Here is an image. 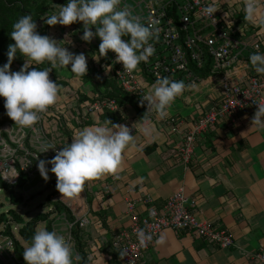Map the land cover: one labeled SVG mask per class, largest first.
<instances>
[{
  "label": "built area",
  "instance_id": "2783aa9c",
  "mask_svg": "<svg viewBox=\"0 0 264 264\" xmlns=\"http://www.w3.org/2000/svg\"><path fill=\"white\" fill-rule=\"evenodd\" d=\"M66 3L67 0H53L41 15L39 27L42 35L57 40L61 46L74 54L85 55L88 70L86 75L78 76L81 81L86 79L84 89L80 93L66 87L70 80L62 75L58 77L59 66L52 68L47 61L40 65H31L28 70L51 68L49 79L57 82L60 91L57 103L40 113L35 125L25 128L15 125L7 116L4 98L0 97V191L6 193L4 202L10 205L4 212L7 218L0 221V238H3L0 242V264H24L16 255L14 241L27 247L24 240H21L20 231L31 220L25 219L18 211L28 198L24 197L23 193L26 192L19 193L15 187L21 185L23 188L40 175L37 169L39 160L47 161L53 158L56 150L72 142V137L78 130L89 126L88 123L94 115L118 114L123 108V103L112 96L116 88L141 102L155 122L163 124L172 134L178 136L179 141L175 146L185 167L192 162L198 137L208 129L223 120L233 124L240 112L248 110L255 113L257 104H264V74L256 73L249 61L250 55L257 51L264 54L262 44L258 39L249 46L247 40L242 38L236 28V9L217 10L213 17H209L203 13V8L210 4L209 0H121L120 8L126 6L141 23L148 25L154 22L159 28V38L149 40L155 48L154 54L146 63L141 62L136 70L128 72L124 70L121 62H116L114 52L108 51L105 56H101L98 51L101 42L99 37H94L91 42L81 39L82 22L67 26H49L44 22L45 16L58 12L60 6ZM89 27L95 31V26ZM122 39L127 40L128 37ZM23 64V56H17L11 71H19ZM67 68L71 70V65ZM158 77L183 80L185 84L212 83L213 86L219 87L220 94L212 99L215 102L208 109L202 110L201 105L198 106L201 111L197 119L179 115L157 118L155 110L147 107V101L144 100L148 87ZM190 92L194 91L186 90L184 94ZM149 121L151 120L147 118L143 123ZM134 130L136 127L131 126L130 133ZM44 144H50L56 149L40 153ZM47 167L50 169L51 165ZM48 177L52 193L47 199L52 205L47 207V212L40 214L53 213L50 217L51 229L69 242L73 264H77L79 254L76 251L73 229L78 226L83 230L92 224L94 219L90 212L82 209L81 192L74 198L63 197L56 189L54 173L49 171ZM45 182L46 180L40 183ZM11 195L22 198L21 203L15 204ZM55 203L62 204L66 210L54 212ZM140 203L146 206V213L140 211ZM190 203L192 199L185 194L182 187L175 191L161 208L153 205L150 196L138 201L126 198L124 205L129 226L113 234L111 240V246L119 252V264H142L144 251L166 229H171L176 234L194 232L198 238L220 248L232 247L234 240L228 231L209 221H201L188 209ZM10 211H14L22 221H16L15 217L9 214ZM69 214L73 220H69ZM1 215L2 212L0 217ZM54 215L57 216L53 218ZM39 224H45L46 228L47 222ZM8 226L10 235L4 233ZM139 229H143L146 234H152L153 237L152 242L143 247L140 246L136 235ZM16 230L19 238L16 236ZM250 260L252 264H264V253L256 252L251 255Z\"/></svg>",
  "mask_w": 264,
  "mask_h": 264
},
{
  "label": "crops",
  "instance_id": "0c3cea01",
  "mask_svg": "<svg viewBox=\"0 0 264 264\" xmlns=\"http://www.w3.org/2000/svg\"><path fill=\"white\" fill-rule=\"evenodd\" d=\"M215 7L236 9V28L242 38L248 45L259 39L264 52V0L258 4L254 21L245 19L244 0H215ZM58 69V77L70 80L66 87L81 93L86 79L79 80L70 68ZM198 89L177 97L168 115L197 119L201 109L212 106V99L220 94L219 87L212 83H200ZM253 115L246 110L233 124L223 120L208 129L198 137L188 167L181 163L175 146L178 136L155 122L145 108L139 111L134 104L123 103L118 114L94 115L89 126L108 122V127L114 123L129 130L135 126L136 130L130 133L134 146L123 152L119 169L86 181L81 191L82 209L94 219L82 230L91 264H119V252L111 246V240L113 234L129 226L126 198L138 201L150 196L153 205L161 208L181 187L192 199L188 209L201 221L226 229L234 245L220 248L194 232L176 234L166 229L162 233L167 242L163 246L154 242L146 249L142 264H252L251 255L264 253V129L251 127ZM147 118L151 121L143 123ZM139 205L146 213V206Z\"/></svg>",
  "mask_w": 264,
  "mask_h": 264
},
{
  "label": "clouds",
  "instance_id": "9594fccd",
  "mask_svg": "<svg viewBox=\"0 0 264 264\" xmlns=\"http://www.w3.org/2000/svg\"><path fill=\"white\" fill-rule=\"evenodd\" d=\"M259 2L260 0H244L245 19L255 20L259 14ZM120 3L121 0H67L58 12L43 19L49 26L82 22L81 39L91 42L94 37H99L101 42L98 51L101 56H105L108 51L114 52L116 62H121L124 70L132 72L154 54L155 48L149 40L159 38V28L154 22L148 25L141 23L126 6L120 8ZM217 10L213 0L203 8V13L213 17ZM89 25L95 26L94 32ZM122 37L128 39L124 40ZM10 38L14 43L8 46L7 63L0 66V97L4 98L6 114L15 125L21 128L32 127L38 122L40 113L57 103L60 87L57 82L49 79L51 68L28 70L30 66L40 65L45 61L52 68L71 65L72 73L83 76L88 70L87 62L83 53L74 54L57 40L40 35L30 14L20 17L12 25ZM18 53L23 56L24 64L19 71H10V65ZM249 61L256 73L264 74V54L257 51L250 55ZM186 90L199 89L195 82L185 84L183 80L158 77L148 87L144 101H147V107L155 110L159 118H164L175 99ZM257 105L251 127L264 129V104ZM107 123H97L78 130L72 137V142L56 150L53 158L39 160L37 169L41 177L47 180L48 172L54 173L56 189L61 196L74 198L83 190L86 181L115 173L121 165L123 152L134 146V136L127 126L111 123L112 126L108 127ZM49 149L55 150L56 147L44 144L40 153ZM49 164L50 169L47 167ZM136 235L141 247L152 242V234H146L143 229L137 230ZM166 242L164 233L155 240L158 246H163ZM26 246L23 251L26 264H73L69 242L55 231L38 229L31 244Z\"/></svg>",
  "mask_w": 264,
  "mask_h": 264
},
{
  "label": "trees",
  "instance_id": "16d2710c",
  "mask_svg": "<svg viewBox=\"0 0 264 264\" xmlns=\"http://www.w3.org/2000/svg\"><path fill=\"white\" fill-rule=\"evenodd\" d=\"M53 0H0V66H3L5 63H7V51L9 44H13L14 41L10 38V33L12 31V25L22 16L26 14H30L32 16V19L37 24V32L42 35V30L39 27V22L41 19V15L45 13V11L49 8L50 3ZM20 54L18 53L17 56ZM16 56V57H17ZM16 58L13 60L12 64L10 65V71L11 67L15 64ZM116 88L115 86H113ZM115 96L121 103H131L134 104L139 111H142V108H144L143 104L139 101H136L135 99L129 97L128 95H125L122 93L121 89L116 88L112 96ZM12 201L15 204H19L22 201V198H17L14 195H11ZM51 204V201L47 199L45 201L44 206L49 207ZM55 211L57 213L62 212L63 210H66L65 207L60 203L54 204ZM9 214H12L15 217V220L18 222L22 221V218L17 216L14 211H10ZM53 213H46V214H39L37 217L32 219L30 222L26 224L24 228L21 229L20 235L23 238V240L30 245L32 242V237L34 233L37 231V226L40 222H47L46 229L49 231H52L51 225L52 221L50 219L51 215ZM7 218V214L2 212V215L0 217V221ZM69 220H73V218L68 215ZM6 235H10V227L8 226L6 231L4 232ZM73 235L76 241V251L79 254V259L77 264H91L90 259V251H89V245L86 243L82 238V229H80L78 226L74 227L73 229ZM15 242V252L18 257L24 264L26 262L23 259V251L25 247H23L19 242Z\"/></svg>",
  "mask_w": 264,
  "mask_h": 264
},
{
  "label": "rangeland",
  "instance_id": "374dc122",
  "mask_svg": "<svg viewBox=\"0 0 264 264\" xmlns=\"http://www.w3.org/2000/svg\"><path fill=\"white\" fill-rule=\"evenodd\" d=\"M72 35L73 32L71 33ZM49 177L46 180L45 183L38 184L35 188L31 189L27 193H23V189L21 185L15 187V190L19 193H23L24 197L28 198V200L23 204L21 207L18 208V211L23 214L25 219L32 220L34 219L38 214L47 212V207L43 205V202L48 198L50 193H52V189L49 184ZM6 197V193L2 190L0 191V203L4 201ZM10 207L7 203L0 204V212H5ZM57 215H54L56 217ZM40 225V224H39ZM44 227L45 224L40 225V227ZM40 227L38 229H40ZM1 229V226H0ZM18 230V229H17ZM16 232V236L19 238V235ZM23 238L21 237V240ZM3 241V238H0V242Z\"/></svg>",
  "mask_w": 264,
  "mask_h": 264
},
{
  "label": "water",
  "instance_id": "95a60500",
  "mask_svg": "<svg viewBox=\"0 0 264 264\" xmlns=\"http://www.w3.org/2000/svg\"><path fill=\"white\" fill-rule=\"evenodd\" d=\"M43 181L44 179L41 177V175H38L33 181L24 185L23 191L28 192L31 189L35 188L40 182H43Z\"/></svg>",
  "mask_w": 264,
  "mask_h": 264
},
{
  "label": "bare ground",
  "instance_id": "6f19581e",
  "mask_svg": "<svg viewBox=\"0 0 264 264\" xmlns=\"http://www.w3.org/2000/svg\"><path fill=\"white\" fill-rule=\"evenodd\" d=\"M190 166V165H189ZM51 225V224H50Z\"/></svg>",
  "mask_w": 264,
  "mask_h": 264
}]
</instances>
